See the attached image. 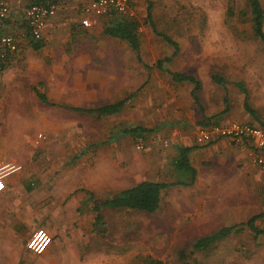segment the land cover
Wrapping results in <instances>:
<instances>
[{"label": "rangeland", "instance_id": "374dc122", "mask_svg": "<svg viewBox=\"0 0 264 264\" xmlns=\"http://www.w3.org/2000/svg\"><path fill=\"white\" fill-rule=\"evenodd\" d=\"M149 2L156 28L179 45L168 68L199 79V101L218 109L226 91L232 117L264 123V49L252 34L246 0H133L142 60L152 65L170 57L173 49L146 21ZM260 2L264 8V0ZM68 26L47 32L40 50L22 47L23 66L9 68L0 85L15 87L6 111L24 121L14 138L22 142L25 137L24 149L49 179L25 180L39 186L31 219H46L62 244L56 258L36 255L27 264H144L146 259L180 264L182 249L191 255L189 260L196 257L204 264H264V235L254 240L247 231L231 234L207 252L190 253L195 238L264 211L262 175L259 183L253 173L239 179L232 168L218 171L212 163L200 171L195 185L166 189L156 212L103 208L102 223L95 225L94 198L111 196L146 178H174L165 160L169 142L152 131L160 119L175 118L176 112L191 114L193 87L173 82L156 68L148 71L125 42L104 36L99 22L84 38ZM214 74L225 79L224 88L213 82ZM235 82L244 85L257 118L245 112ZM33 89L48 101L41 102ZM121 98L126 99L124 109L102 118L72 109ZM133 125L152 129L144 134L142 149L129 134L111 140L118 128ZM37 130L45 138L35 145L30 138ZM49 184L58 197L63 188L67 196L60 202L50 200ZM257 224L264 227V217ZM40 229L51 235L45 226H36L30 236Z\"/></svg>", "mask_w": 264, "mask_h": 264}, {"label": "crops", "instance_id": "0c3cea01", "mask_svg": "<svg viewBox=\"0 0 264 264\" xmlns=\"http://www.w3.org/2000/svg\"><path fill=\"white\" fill-rule=\"evenodd\" d=\"M55 1L57 3V11L55 16L49 20L45 30V34L47 32L49 33L51 31H56L63 24L65 26L69 24L68 28L71 32L75 33L76 31L77 34L84 38L85 33H90L91 28L97 26L98 22L100 24L102 23L100 17H94L91 15L88 16L82 12L83 6H85L90 0ZM8 3L9 13L7 15L6 29L12 32L17 37L19 45L21 46L20 49L7 60V63L3 67V70L0 74V85L3 83V78L4 76H6V72L9 70V68L20 69V67L23 66L21 60L24 58V54L23 52L21 53V50L22 47H26L29 42H26L27 38L24 36L25 24L22 20V9L26 5L27 0H8ZM87 17H89L90 20L89 26H85L82 24V19ZM44 37L45 36H43V38ZM43 38L40 40V42L42 43V47ZM42 47L40 49H42ZM19 64H21L20 67ZM11 88L14 89L15 87H9L8 89L6 87L0 88V160H10L18 162L19 164H21L22 168L19 172L11 175L5 180V188L0 191V264H23V262H26L27 264V261L31 260V258L37 257V254L34 255V253L30 252L25 247V242L29 238L30 232L36 229V226H45L46 230L51 234L50 236L52 237V242L47 250L43 254H41V259L56 258L62 244L57 238L56 229H54L52 224L47 222L46 219V222L45 220L41 222L33 221L31 219V205L34 202V198L39 195V192L37 191L39 186L32 187L27 183V181L25 182V180H31L32 178L35 180H40L42 182H48L49 179L45 178V174H43L42 171V165H37L36 163H38V161L33 160L32 156L34 155H31V153L24 149L25 137L22 138V142H18V140L14 138L15 133L18 132V125L23 122L24 119L21 117H17V119L16 116L6 111L7 101H11L9 100L11 98ZM33 90L40 100L38 93L41 92L37 89ZM41 94L44 95L43 93ZM225 94L226 91L224 95L219 98L218 104H220V107L218 109L217 106L215 107L212 104H202L198 98V102L200 105L199 106L197 103H195L191 95L194 106L196 108L191 107L192 112L190 115L181 116L178 114L179 112H176L175 118H165V120L160 119L157 122L158 128H155V130L153 131L152 129H149V132H155L158 137L168 140L170 147L167 149V151H165V156L168 157V159L165 160H169L170 164L172 163V160L177 156V149L179 146L191 147L189 153L190 162L197 169V177L193 185H195L199 180L200 171L206 169V166L208 168L210 166V163L217 165L219 167L218 171H220L222 167H225L226 169L232 168L235 177H239V179H244L248 175V173H253L254 176L257 177L255 181L257 183H259L260 181L262 173L260 172L257 165L255 166L250 162L249 157L252 156V150L249 146H238L226 138L214 139L210 143L202 146L196 145L195 143V135L197 134L199 128L203 126L201 122L205 119V117L210 118L211 116H216L217 121L219 122H227L232 120L245 122V120H249L245 116L239 115L238 117L237 114L232 117L229 114V111H231L232 109L231 105L229 111L224 114L217 115L219 111L224 109L223 99ZM40 101L43 102L42 100ZM47 101L48 100L46 98V102ZM250 124L258 126L260 122L257 125L255 123ZM125 127H121V129L118 128L111 140H117L122 135H128L127 133H124L122 131ZM38 133L43 134L42 138L39 141H37ZM44 138V132L41 130H37L30 138V141L36 145L39 144ZM149 179L155 180L152 178ZM165 180L166 178H164L162 181ZM54 185H48V187L50 188L48 197L54 202H60L64 198L63 196H67V190L63 188V196L58 197L57 194H55L56 187ZM123 188L125 187H122L119 190ZM46 190L48 195L47 187ZM95 202L96 199L94 198V203Z\"/></svg>", "mask_w": 264, "mask_h": 264}, {"label": "trees", "instance_id": "16d2710c", "mask_svg": "<svg viewBox=\"0 0 264 264\" xmlns=\"http://www.w3.org/2000/svg\"><path fill=\"white\" fill-rule=\"evenodd\" d=\"M133 5V0H131ZM246 5L249 9V22L253 36L260 42L264 49V8L260 0H246ZM228 11L231 13L232 8L229 6ZM102 29L101 33L104 36L118 39L127 44L128 48L133 52L138 61L143 63L142 52H141V36L139 32L140 23L133 16L128 17L123 14L117 13L115 10L111 9L104 15L100 16ZM146 21L152 28L153 32L161 39L166 41L173 49L170 57L159 58L152 65L144 64L148 71L152 68H156L159 72L167 74L173 82L176 83H188L191 84L193 89L191 95L199 105L198 97L196 91L201 87V82L194 75L186 74L178 71H172L168 68L169 63L173 60V57L179 51V45L177 41L172 39L169 35L160 32L153 21L152 18V4L149 2L147 5V16ZM42 47L40 41L30 40L26 46L29 49L38 50ZM213 82L221 87H225V79L217 74L211 76ZM234 85L238 87L240 92L243 94V108L247 115L256 117V112L251 108L248 103L246 96V89L242 82H235ZM40 100L46 102V97L41 93H38ZM224 109L218 112L219 114H224L230 109V103L228 94L226 92L224 96ZM126 99L122 98L117 101L100 105L97 107H74L73 110L90 114L96 118H102L117 114L124 109ZM200 106V105H199ZM216 118V119H215ZM217 121L216 116H211L206 118L201 122L202 125L215 123ZM261 127L264 129V124L260 122ZM124 133L131 135L135 140L139 137L144 140V134L150 130L141 126L133 125L125 127L122 130ZM178 154L172 160L171 166L173 168L174 178L171 181L162 180H150L145 179L133 184L131 186L125 187L113 195L98 198L94 203L93 210L95 211L94 223L95 225H100L102 223L103 208L110 209H130L135 211H141L145 213H154L160 206L161 197L163 192L172 186H192L195 183L197 177V169L192 165L189 158V153L191 147H178ZM264 217V211L252 215L244 223H237L232 225H224L209 234H205L195 238L191 244V254L195 252L204 253L214 248L218 242L227 238L231 234L241 233L247 231L252 239L256 240L261 235H264V227H260L257 221ZM180 264H204L199 261L196 257L189 260L191 255L187 254L184 249L179 252ZM144 264H164L158 259H146Z\"/></svg>", "mask_w": 264, "mask_h": 264}, {"label": "built area", "instance_id": "2783aa9c", "mask_svg": "<svg viewBox=\"0 0 264 264\" xmlns=\"http://www.w3.org/2000/svg\"><path fill=\"white\" fill-rule=\"evenodd\" d=\"M128 17H133L134 7L131 0H90L82 8L85 15L100 17L109 10ZM57 3L55 0H27L22 9V20L25 24L24 36L27 41H40L49 20L55 16ZM9 13L8 0H0V74L7 60L19 49L17 37L6 29L7 15ZM82 24L90 25L89 17L82 19ZM42 133L37 134V141L42 138ZM226 138L238 146L250 147L252 150V161L258 166L264 178V129L247 122L232 120L227 122H215L203 125L195 135L196 145L202 146L214 139ZM136 148L142 149L144 141L137 139ZM167 142H164L166 144ZM22 166L18 162L0 160V191L5 188V180L11 175L19 172ZM52 242V237L40 229L32 233L27 239L26 248L37 255L43 254Z\"/></svg>", "mask_w": 264, "mask_h": 264}]
</instances>
